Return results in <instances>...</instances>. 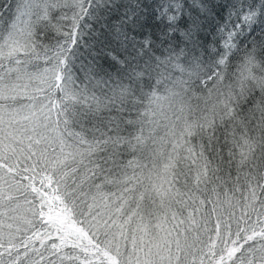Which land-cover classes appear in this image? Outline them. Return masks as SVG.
<instances>
[{"label":"snow or ice","instance_id":"snow-or-ice-1","mask_svg":"<svg viewBox=\"0 0 264 264\" xmlns=\"http://www.w3.org/2000/svg\"><path fill=\"white\" fill-rule=\"evenodd\" d=\"M0 264H264V0H0Z\"/></svg>","mask_w":264,"mask_h":264},{"label":"trees","instance_id":"trees-1","mask_svg":"<svg viewBox=\"0 0 264 264\" xmlns=\"http://www.w3.org/2000/svg\"><path fill=\"white\" fill-rule=\"evenodd\" d=\"M257 31H259V29H257Z\"/></svg>","mask_w":264,"mask_h":264}]
</instances>
